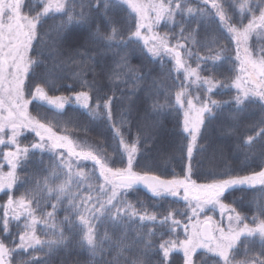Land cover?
I'll return each mask as SVG.
<instances>
[{"label":"snow or ice","instance_id":"snow-or-ice-1","mask_svg":"<svg viewBox=\"0 0 264 264\" xmlns=\"http://www.w3.org/2000/svg\"><path fill=\"white\" fill-rule=\"evenodd\" d=\"M199 2L203 7H186L187 0H88L87 5L84 0H40L42 7L35 11L25 0H0V145L7 149L2 152V158L9 168L7 172L0 171V191L7 190V193H11L20 180L17 169L28 164L37 151L41 154L37 163L41 165L44 163V153H50L52 157L51 164L42 169L48 173L42 181L36 180L35 187L26 190V194L19 198L9 194L3 205V233H9L10 219L18 221L23 216L25 224L15 248H9L0 240V264H11V258L17 249H47L45 257H50L69 243L65 226L69 232L79 236L80 246H86L96 256L98 250L103 251L105 241H111L107 232L103 237L99 236V225L105 221L113 229H124L114 242L119 249L117 256L111 261H105V264H120L119 257L129 247L124 243L127 224L135 219L141 224L148 221L166 225V231L175 236L156 246L162 253L163 264H169V258L175 251L182 252L183 264H196L194 256L198 249L211 254L215 258V264H264V201L255 202L257 214L251 217V224L247 222L248 217L223 203L227 195L235 191L256 189L258 186L259 191L264 193V166L259 171L246 175H233L231 170L213 174L207 183H197L192 179L191 163L185 175L173 176L171 179H164L148 171H138L139 136L129 142V113L123 109L117 110V98L114 94L103 92L95 79L88 81L80 73H74L80 80L82 90L69 95H49L50 89L58 90V77L54 71L47 70V66L45 73L39 74L42 83H36L33 79L37 75V68L44 63L39 58L44 55L43 49L38 51L37 57H33L31 53L37 51L35 43H45L43 37L49 34H41L39 31L45 18L55 14L63 17L52 26L58 37L74 25L91 27L95 23L92 39L102 43L105 52H112L113 56L119 57L118 67H127L128 56L136 51L132 49L130 53L121 55L119 50L136 43L141 45V51H146L152 57L169 56L173 61V70L183 73L184 82L175 92L174 101L175 106L184 109L183 131L190 137L187 144L189 161L206 117L215 115L213 109L234 105L235 111L230 116L234 126L230 131H235L240 126L244 108L249 103H258L262 115L258 121L248 126L252 134L240 138L238 147L245 150L246 160L259 158L264 161V48L254 55L249 44L253 34L264 36V0H243L239 7L242 13H247V17L241 15L238 23L232 22L233 17L219 0ZM85 7L89 11H85ZM119 11H128L133 17V25L127 29V37L122 34V28L116 26L119 21L115 14ZM93 12L100 17L99 23L95 22ZM177 15L185 18L211 16L217 19L218 29L235 44L234 67L237 74L230 85L211 74L201 76L202 70L211 72V68L202 69L201 63L193 68L188 63L194 53L185 41L200 43L196 39L200 24L198 22L195 28L185 34L184 23L176 20ZM245 18L247 23H244ZM161 21L170 22L173 26L179 24V33L161 34L155 31ZM173 39L175 43H172ZM216 42L217 38L214 37L211 43ZM227 51V47L221 45L214 55L197 56V59L206 64L210 62L215 67L217 62L230 58L225 55ZM49 55L55 59L52 52ZM55 55L63 56L64 53L56 51ZM75 56L95 58L87 52L70 50L66 59L75 63ZM63 63L64 61L54 63L53 68H60ZM113 75L119 78V73L114 72ZM191 84L205 88L207 94L203 97L192 96L188 91ZM224 87L235 89L236 95L231 100L218 101L211 98L216 88ZM33 102L54 108L57 115L63 112L66 105H78L91 120L104 124L116 144L115 155H109L103 144L87 145L79 142L68 134L66 128L61 133L57 130L58 124H54L46 115L38 113L34 116L29 111ZM165 106L153 104L154 109ZM25 130L33 132L36 141L21 146L20 137ZM257 141L261 142L258 150L254 147ZM83 162H91L92 169L85 171ZM118 164L121 166H117ZM2 168L3 164H0V169ZM31 179L25 178L23 182ZM141 184L155 197H179L186 202L191 214L181 213L186 216L183 239L177 233L182 222L175 218L176 213L169 211L158 219L156 213L142 211L125 198L130 190ZM52 200L55 201L51 203L52 211H43L41 201L47 205ZM61 205H64L67 214L57 222L56 214ZM209 206L213 209L218 206L222 215L225 209L231 213L227 217V226L214 221L212 216L199 219ZM38 212L40 215H37ZM38 226H43L47 239H41L37 235ZM164 234L160 233L161 236ZM155 235V230L150 228L145 238H142V256L153 250L152 237ZM257 237L260 253L236 261L234 254L242 243V238L254 243ZM249 251L251 249L245 244L246 256ZM36 259L25 264H34ZM38 259L40 264H48L44 257ZM130 264L148 262L138 257Z\"/></svg>","mask_w":264,"mask_h":264},{"label":"trees","instance_id":"trees-1","mask_svg":"<svg viewBox=\"0 0 264 264\" xmlns=\"http://www.w3.org/2000/svg\"><path fill=\"white\" fill-rule=\"evenodd\" d=\"M225 5L228 14L233 17L232 22L238 23L239 16L237 10L231 0H220ZM223 1V2H222ZM87 5L88 0H84ZM231 3V4H230ZM32 5L31 2H26ZM203 7L199 0H187L186 7ZM32 7V6H31ZM27 9V8H26ZM25 9V10H26ZM79 10V2L77 3ZM85 11H89L85 7ZM119 23L117 27L122 28V34L127 37V29L133 25V17L128 11H119L115 14ZM95 22H100V17L93 12ZM59 14H55L49 18H45L42 28L39 29L41 34L49 33L44 36L45 43H35L37 51H33L31 55L37 57L40 49H43L44 55L39 58L44 61L36 72L37 75L33 78L36 83H42L39 79V74H43L47 70H52L56 73V88L58 90H49V95H69L72 92L82 90L80 80L74 73H80L83 79L92 81L95 79L97 86L108 95L116 96L117 110L123 109L129 113L128 119L131 125V135L129 142L139 136V154L137 156V170L148 171L152 174L159 175L164 179H171L173 176H183L186 173L189 163L192 166V179L197 183H207L213 177V174L231 170L233 175H246L252 171H259L261 166H264V161L259 158L245 159V150L238 147L240 138L246 135H251L248 126L258 121L262 115L258 103H249L243 111L241 123L235 131H230L233 128L234 122L230 119L231 114L235 111L232 104L224 105L222 109H213L215 115L205 120V124L200 130L196 147L193 149L191 161L187 156V144L190 140L188 134L183 131V111L178 106H175L174 94L179 90L180 84L183 81V73H177L173 70V61L167 55L161 57H152L146 51H141V45L133 43L127 49H120L121 55L130 53L132 49H136L134 54L128 56L127 67H118V56H113L112 52H105L104 46L99 41L92 39V32L95 30V23L91 27L86 25H74L59 37L52 30V26L62 19ZM177 21H183L186 29L185 34L196 27L199 22V32L196 33V39L200 41L198 44L188 43V47L194 55L188 59V63L193 68L197 63H201V76L214 75L216 79L224 84L230 85L232 79L237 74L234 67L235 44L231 42L226 35L218 29L216 18L205 16L203 18L197 16L195 18H185L180 15L176 16ZM180 25L173 26L170 22H163L157 27L161 34H178ZM102 30L103 27H102ZM134 30V28H133ZM217 38L216 43H211L213 38ZM175 43V40H172ZM207 45V46H205ZM227 47L226 56L230 57L222 62H217L215 67L211 63L199 61L197 56L214 55L215 51L221 46ZM55 46V47H54ZM70 50H78L79 52H87L94 56V59L87 57L75 56V63L68 61ZM59 51L64 53L63 56L55 55ZM115 51V49H114ZM52 52L55 56H50ZM187 59V57H186ZM64 61L60 68H53V64H58ZM82 61V62H81ZM119 73V78L113 73ZM137 77H140L139 79ZM190 83V82H185ZM188 91L192 96H205L207 93L205 88L197 87L191 84ZM236 95V91L231 87L216 88L211 94V98L218 101L231 100ZM158 103L166 105L164 108L154 109L153 104ZM29 111L35 116L38 113L46 115L54 124H58L57 130L61 133L67 129L68 134H71L74 139L87 145L103 144L109 155H115L114 150L116 144L111 139V134L101 121H93L86 112L79 106L74 104L66 105L63 112L57 115L56 110L46 104L33 102L29 107ZM31 136H21L20 144L27 145L30 143ZM261 142L257 141L254 146L257 150L260 148ZM7 149L2 145L0 147V164L3 168L0 171H7L8 166L3 161L2 152ZM41 159V154L37 151L30 159L29 163L17 169V175L20 180L12 189L11 193L7 190L0 193V240L9 247L15 248L19 244V233L24 230L25 217L20 220L10 219L9 233L5 234L2 231V219L4 208L3 205L8 200V195L11 194L14 198H19L26 194V190L35 187L36 180H43L48 175L42 169L51 164V154L44 153L42 156L43 165L37 163ZM82 166L85 171L92 169L91 162H83ZM121 166V165H117ZM32 179L24 183L25 178ZM128 201L135 204L138 209L146 210L149 213H156L158 219L167 212L173 211L176 213L175 218L182 222L181 227L177 229L179 238H184L183 223L186 222V216L181 213L191 214L186 203L177 198L166 196L158 198L153 196L147 188L137 185L135 189L130 190L125 197ZM256 201H264V193L256 189L235 191L227 195L223 200L224 204H229L248 217L247 222L251 224V217L257 214ZM44 205L41 201L43 211H52L51 203ZM66 203V202H65ZM35 207V205H33ZM67 213L64 211V205H61L56 214V220H63ZM37 215H40L38 212ZM154 229L157 235L152 237L154 241L153 250L149 251L146 256H142L143 239L148 229ZM166 225L145 221L143 224L138 219H135L127 224V235L124 243L129 245L124 250L122 256L119 257L120 264H130L134 259H145L148 264H163L162 253L159 252L156 246L163 240L175 238L172 234L166 231ZM45 229L43 226H38L37 235L41 239H47L44 235ZM107 232L111 237V241H105L103 251L97 252L93 256L86 246L82 247L78 243L79 236L71 233L65 226V235L69 237V243L58 249L50 257H45L47 249L44 251H33L28 249H17L11 258V264H25V262L37 258L34 264H40L38 258L44 257L48 264H105V261H111L117 256L119 249L115 245V241L119 239L124 229H113L110 223L105 221L99 225V236L103 237ZM161 232L165 234L160 235ZM139 233V236H138ZM245 244L251 249L247 253L244 252ZM258 237L256 242L250 243L242 239V243L238 246L235 252V260L242 261L260 253ZM196 264H215V258L211 254L204 251L197 252L194 256ZM169 264H183V254L180 251H175L169 258Z\"/></svg>","mask_w":264,"mask_h":264},{"label":"rangeland","instance_id":"rangeland-1","mask_svg":"<svg viewBox=\"0 0 264 264\" xmlns=\"http://www.w3.org/2000/svg\"><path fill=\"white\" fill-rule=\"evenodd\" d=\"M31 2V6L32 8L35 10V11H39L42 7V5L40 4V0H25V2ZM219 2L221 3V1L219 0ZM223 2V1H222ZM232 4L234 5L235 9L237 10L238 12V15H244L245 17H247V13L244 12L242 13L241 10H240V4L243 2V0H231ZM224 4V2H223ZM231 4V3H230ZM27 11V9L25 10ZM240 16H239V19H240ZM163 22H166V21H161V23ZM160 23V24H161ZM244 23H247V18L244 19ZM155 31H158L157 28L155 29ZM160 33V32H159ZM145 34H147L145 32ZM164 34V33H163ZM249 44L250 46L252 47L253 49V53L254 55H257L259 54V50L261 48H264V36H257L256 34H253L252 38L250 39L249 41ZM75 105V104H74ZM78 106V105H77ZM30 107V106H29ZM183 111V121H184V109H182ZM187 134V133H186ZM22 136H31L32 138L30 139V143H34L36 141V137H35V134L31 131H28V130H25L22 134ZM190 138V137H189ZM27 144V145H29ZM2 145H0L1 147ZM21 146H25V145H21ZM7 166V164H5ZM9 171V168L8 170ZM5 171V172H7ZM199 183V182H198ZM6 191V190H5ZM4 191H0V193H2ZM183 195V193L181 192V196ZM171 197V196H170ZM173 198H177L179 200H182L181 198L179 197H173ZM183 201V200H182ZM185 202V201H183ZM186 203V202H185ZM231 213H229V211L227 209L224 210L223 212V215L221 214V209L217 206L216 208H211L210 206L208 208H206V210L201 213L199 219L200 220H203L206 216H212L213 217V220L216 221V222H219L220 224L224 225V226H227V223H228V215H230ZM243 239V238H242ZM200 251H204V249H198L197 252H200ZM181 252V251H180ZM182 253V252H181Z\"/></svg>","mask_w":264,"mask_h":264},{"label":"water","instance_id":"water-1","mask_svg":"<svg viewBox=\"0 0 264 264\" xmlns=\"http://www.w3.org/2000/svg\"><path fill=\"white\" fill-rule=\"evenodd\" d=\"M140 186L144 187L142 184ZM144 188H146V187H144Z\"/></svg>","mask_w":264,"mask_h":264}]
</instances>
